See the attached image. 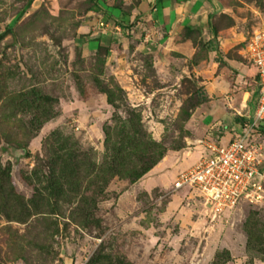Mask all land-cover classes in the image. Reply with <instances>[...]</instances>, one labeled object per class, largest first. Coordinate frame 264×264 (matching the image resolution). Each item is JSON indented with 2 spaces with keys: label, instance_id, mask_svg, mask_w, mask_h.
Here are the masks:
<instances>
[{
  "label": "rangeland",
  "instance_id": "rangeland-1",
  "mask_svg": "<svg viewBox=\"0 0 264 264\" xmlns=\"http://www.w3.org/2000/svg\"><path fill=\"white\" fill-rule=\"evenodd\" d=\"M211 2L218 35L264 22V0ZM148 7L0 0V264H264V207L212 221L174 189L208 156L206 44L200 29H152ZM161 151L160 182L131 183Z\"/></svg>",
  "mask_w": 264,
  "mask_h": 264
},
{
  "label": "crops",
  "instance_id": "crops-1",
  "mask_svg": "<svg viewBox=\"0 0 264 264\" xmlns=\"http://www.w3.org/2000/svg\"><path fill=\"white\" fill-rule=\"evenodd\" d=\"M214 9L211 0H149L147 21L152 29L169 35L187 27L202 31L206 47L196 72L203 89V118L209 125L206 131L212 135L209 138L227 143L251 123L260 97V81L258 68L246 52L250 36L235 30L227 36L218 35L211 24ZM260 142L264 146V129ZM160 170L161 165L149 173L154 184L161 180Z\"/></svg>",
  "mask_w": 264,
  "mask_h": 264
},
{
  "label": "built area",
  "instance_id": "built-area-1",
  "mask_svg": "<svg viewBox=\"0 0 264 264\" xmlns=\"http://www.w3.org/2000/svg\"><path fill=\"white\" fill-rule=\"evenodd\" d=\"M246 52L258 68L260 81V97L251 123L230 142L205 140L208 156L180 173L174 182L175 190L188 188L198 193L212 221L243 203L264 207V146L260 142L264 129V22L254 28Z\"/></svg>",
  "mask_w": 264,
  "mask_h": 264
},
{
  "label": "trees",
  "instance_id": "trees-1",
  "mask_svg": "<svg viewBox=\"0 0 264 264\" xmlns=\"http://www.w3.org/2000/svg\"><path fill=\"white\" fill-rule=\"evenodd\" d=\"M97 5L99 6V2H97ZM129 23V18L127 15L124 16L123 21H120L119 19L115 18V24L116 26H120L122 28V30L124 32H127L130 30V26H127L126 24ZM9 32L12 30L11 28L7 29ZM100 51H105V52H109L108 48L106 47H100L99 48V52ZM23 150V149H20ZM164 157V152L161 151L159 154V157L157 159V161H152L151 164L146 165L145 167H143L140 170L134 169L133 171H131L130 173V180L131 183L135 184L136 182H138L140 179H142L146 174H148L149 172H151L158 164L159 162L163 159ZM94 263V261H93Z\"/></svg>",
  "mask_w": 264,
  "mask_h": 264
}]
</instances>
